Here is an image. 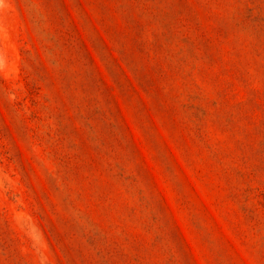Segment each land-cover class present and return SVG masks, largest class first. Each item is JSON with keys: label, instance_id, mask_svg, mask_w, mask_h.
Here are the masks:
<instances>
[{"label": "rangeland", "instance_id": "rangeland-1", "mask_svg": "<svg viewBox=\"0 0 264 264\" xmlns=\"http://www.w3.org/2000/svg\"><path fill=\"white\" fill-rule=\"evenodd\" d=\"M0 264H264V0H0Z\"/></svg>", "mask_w": 264, "mask_h": 264}]
</instances>
